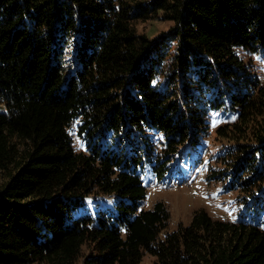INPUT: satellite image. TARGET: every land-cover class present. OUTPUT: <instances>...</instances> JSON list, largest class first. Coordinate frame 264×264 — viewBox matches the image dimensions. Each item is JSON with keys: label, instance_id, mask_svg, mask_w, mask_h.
Instances as JSON below:
<instances>
[{"label": "trees", "instance_id": "obj_1", "mask_svg": "<svg viewBox=\"0 0 264 264\" xmlns=\"http://www.w3.org/2000/svg\"><path fill=\"white\" fill-rule=\"evenodd\" d=\"M157 18L168 31L137 32ZM243 52H264V0H0V264H75L87 246L83 264H264V227L200 210L161 237L165 204L140 209L142 172L179 171L229 108L217 176L264 210V83ZM98 194L113 211H87Z\"/></svg>", "mask_w": 264, "mask_h": 264}, {"label": "rangeland", "instance_id": "obj_2", "mask_svg": "<svg viewBox=\"0 0 264 264\" xmlns=\"http://www.w3.org/2000/svg\"><path fill=\"white\" fill-rule=\"evenodd\" d=\"M172 26L171 22L153 19L146 22L138 21L135 28L138 33L145 34L149 38L160 35ZM246 65L259 80L264 83V52L257 54L241 53ZM208 123L210 128L200 138V144L188 150H182L178 157L180 170L159 181L154 177L151 168L142 172V178L147 188V194L142 201L140 209L151 210L157 202L165 204L170 212L171 218L167 232H172L179 225L187 226L191 223L193 215L200 211H206L212 218L228 222H245L248 224L264 227V210L257 211L253 203L257 198L246 197L239 190L228 188L229 179L217 176L225 168L221 163V157L232 142L221 138L217 134V128L234 120L232 111L221 109L212 112ZM76 148L84 151L85 146L77 135V128H72ZM160 146V142L158 144ZM9 173L0 171V190L8 181ZM216 176V177H215ZM264 197V196H263ZM116 196L102 194L92 195L87 200V211L97 212L99 210L113 211ZM92 252V247H84L82 257L75 264H83L84 257ZM156 258L145 254L142 264H155ZM35 264H48L45 262Z\"/></svg>", "mask_w": 264, "mask_h": 264}]
</instances>
